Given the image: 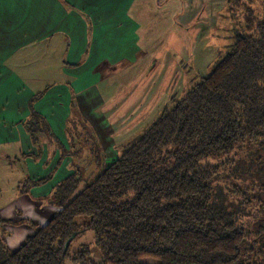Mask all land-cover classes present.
Wrapping results in <instances>:
<instances>
[{
	"label": "trees",
	"instance_id": "1",
	"mask_svg": "<svg viewBox=\"0 0 264 264\" xmlns=\"http://www.w3.org/2000/svg\"><path fill=\"white\" fill-rule=\"evenodd\" d=\"M229 1L242 18L211 73L172 97L110 165L97 143L99 173L64 180L52 198L59 212L17 251L0 236V264H96L87 246L71 255L87 232L99 264H264V0L260 10Z\"/></svg>",
	"mask_w": 264,
	"mask_h": 264
},
{
	"label": "crops",
	"instance_id": "2",
	"mask_svg": "<svg viewBox=\"0 0 264 264\" xmlns=\"http://www.w3.org/2000/svg\"><path fill=\"white\" fill-rule=\"evenodd\" d=\"M170 17L174 41V0H0V168L23 166L13 198L0 206L2 221L19 223L6 239L10 251L59 212L53 195L76 172V111L100 143L105 166L113 162L107 151L116 131L102 107L138 79L125 80L108 101L98 86L135 67L146 73L163 47L161 37L153 38L154 18ZM34 112L36 133L28 128ZM40 180L46 181L26 188Z\"/></svg>",
	"mask_w": 264,
	"mask_h": 264
},
{
	"label": "rangeland",
	"instance_id": "3",
	"mask_svg": "<svg viewBox=\"0 0 264 264\" xmlns=\"http://www.w3.org/2000/svg\"><path fill=\"white\" fill-rule=\"evenodd\" d=\"M140 1L142 4H149L150 2V0ZM175 1L174 41L171 40V36H173L171 31L172 18L161 20L154 18L156 23L154 31H158L154 32L153 38L161 37L163 47L146 73L143 68L138 70L135 67L119 76L117 75L111 81L100 83L98 86L103 98L108 101L116 89L120 86L125 88L129 84L125 80L133 78L135 81L136 78L138 79L125 88V91H122V96L113 104L102 107V110L108 112L111 125L116 131L114 142L111 140L107 151V156L114 158L113 160L116 159L117 149L122 150L123 146L135 141L157 120L172 97H184L199 79L211 73L213 67L224 57L227 47L232 43L233 31L239 22L237 17L243 12L229 0H187L184 4L183 1L185 2V0H177L176 3ZM245 1L254 9H261L260 0ZM160 2L162 3L163 0ZM168 15L171 13L169 12ZM71 122L70 134L74 147L75 169L81 180L86 182L99 173L95 156L100 143L97 145L92 134L89 133L87 127L78 117L73 116ZM34 126L38 128V124H33V128H35ZM120 137L122 138L119 139ZM0 159H3L1 154ZM211 162L213 164L219 163L216 160ZM15 163V166H12L13 170L0 168V206H3L5 201L11 200L17 191V183L20 180L19 176H21L18 170H23V166L18 162ZM85 184L82 183L77 192L83 189ZM0 212L5 215V211ZM76 222L87 224L90 219L79 217ZM25 223L32 225L30 222H23L22 224ZM15 224L19 225V223ZM15 224L0 222V236L6 240L10 235V227ZM39 227L36 226L35 230ZM83 246L90 249V259L94 263L102 262L103 257L96 248L93 232H87L74 241L71 255L81 251ZM140 263L158 264L159 262L146 258ZM65 264L75 263L70 258Z\"/></svg>",
	"mask_w": 264,
	"mask_h": 264
},
{
	"label": "water",
	"instance_id": "4",
	"mask_svg": "<svg viewBox=\"0 0 264 264\" xmlns=\"http://www.w3.org/2000/svg\"><path fill=\"white\" fill-rule=\"evenodd\" d=\"M72 240H73V239H71V240H70V241L67 243V246H66V248H68V247H69V245L71 244Z\"/></svg>",
	"mask_w": 264,
	"mask_h": 264
}]
</instances>
